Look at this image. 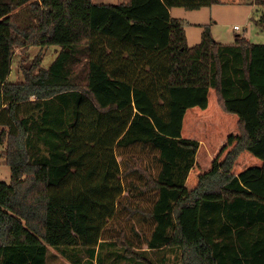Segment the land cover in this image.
Here are the masks:
<instances>
[{"label": "trees", "instance_id": "1", "mask_svg": "<svg viewBox=\"0 0 264 264\" xmlns=\"http://www.w3.org/2000/svg\"><path fill=\"white\" fill-rule=\"evenodd\" d=\"M221 3L0 0V264H48L50 247L103 264L110 241L137 264H264V44L208 25L189 46L170 12ZM29 46L58 51L9 81ZM119 208L149 221L144 251L106 236Z\"/></svg>", "mask_w": 264, "mask_h": 264}, {"label": "rangeland", "instance_id": "2", "mask_svg": "<svg viewBox=\"0 0 264 264\" xmlns=\"http://www.w3.org/2000/svg\"><path fill=\"white\" fill-rule=\"evenodd\" d=\"M96 3L116 4L121 0H94ZM171 15L174 18L182 19L185 22V31L189 46H194L201 41V35L205 26H210L214 38L223 44H232L237 35L247 38L252 43L264 44V25L259 23V19L264 18V5L255 3V0H223V3L216 4L211 7H205L197 10H187L182 7L172 9ZM264 21V19H263ZM238 26L239 29H235ZM58 47H39L29 46L26 48H18L15 50L13 59V68L9 81H23L22 68L28 63L34 61L39 56L42 59L41 66L48 67L55 58ZM0 147V154L2 153ZM0 179L10 182V169L6 165L5 160L0 156ZM134 204H140L142 207L150 206V199L144 197H132ZM126 213L117 212L114 219L108 224L106 236L117 235L121 230L135 241L136 246L146 249L142 245L146 236L150 234V223L144 221L141 217L127 219ZM85 250V249H84ZM125 248L119 241H110L104 243L100 248V257L103 264H137L134 255L142 250H133L132 257H125ZM70 249H54L49 248L48 264H89L85 256V252L76 250L70 253ZM86 251V250H85ZM142 257L152 259L156 264H182L179 251L164 250L150 251L140 253ZM137 257L139 256L136 255ZM154 263V264H155ZM96 264H100L99 261Z\"/></svg>", "mask_w": 264, "mask_h": 264}, {"label": "built area", "instance_id": "3", "mask_svg": "<svg viewBox=\"0 0 264 264\" xmlns=\"http://www.w3.org/2000/svg\"><path fill=\"white\" fill-rule=\"evenodd\" d=\"M234 28H235V29H239V27H238V26H234Z\"/></svg>", "mask_w": 264, "mask_h": 264}, {"label": "crops", "instance_id": "4", "mask_svg": "<svg viewBox=\"0 0 264 264\" xmlns=\"http://www.w3.org/2000/svg\"><path fill=\"white\" fill-rule=\"evenodd\" d=\"M170 12H172V9H171V11ZM188 37V36H187Z\"/></svg>", "mask_w": 264, "mask_h": 264}]
</instances>
